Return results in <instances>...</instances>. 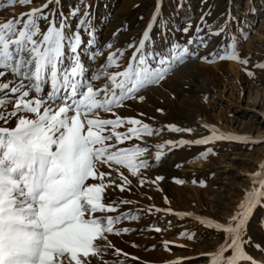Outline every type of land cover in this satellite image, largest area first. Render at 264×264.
<instances>
[{
	"label": "rangeland",
	"instance_id": "rangeland-1",
	"mask_svg": "<svg viewBox=\"0 0 264 264\" xmlns=\"http://www.w3.org/2000/svg\"><path fill=\"white\" fill-rule=\"evenodd\" d=\"M45 3L47 0H31L22 6L16 0L15 6H10L9 0H0V24ZM85 5L95 33L94 47L83 45L82 61L88 79L98 73L108 55L118 50H125L121 67L110 71L123 70L134 51L128 50V45L141 38L154 15L157 19L146 50L167 54L172 45L186 46L193 39L196 42L188 46L197 53L177 63L158 85L141 89L136 98L115 109L121 117L148 124L154 133L117 145L146 148L138 159L146 161L148 167L132 176L127 169L113 166L118 172H113L111 179L121 184L122 172L130 184L123 192L115 185L106 190V202L115 201L118 208L107 215L126 216L116 229L128 231L109 234L108 241L114 248L102 258H90L91 262L210 264L208 254L224 244L226 235L200 221L226 226L252 189L251 177L264 164V68L257 67L264 64V0H60L59 5L53 2L44 11L58 9L67 14L73 6L83 9ZM40 23L42 29L46 28L44 21ZM197 27L205 46L199 45ZM184 28L189 31L185 33ZM215 32L220 34L213 35ZM89 38L87 33L82 35L85 41ZM109 44L113 47L108 48ZM232 44L247 64L213 59V53L230 52ZM93 53L95 58L89 59ZM206 56L208 60L202 59ZM92 82L103 87L106 77ZM48 91L50 85L46 84L43 94ZM101 117L115 118L110 113H101ZM169 126L191 132H173ZM128 127L125 124L117 131L126 132ZM212 129L259 142L217 139L207 144L193 143L210 137ZM181 140L190 143L178 146ZM158 151L162 153L159 161L155 159ZM101 170L111 171L105 166ZM157 227L160 232L154 230ZM185 233L192 238L184 237ZM246 240L250 242L247 254L255 264H264V208H258L251 217ZM116 249L122 254L117 256Z\"/></svg>",
	"mask_w": 264,
	"mask_h": 264
},
{
	"label": "snow or ice",
	"instance_id": "snow-or-ice-1",
	"mask_svg": "<svg viewBox=\"0 0 264 264\" xmlns=\"http://www.w3.org/2000/svg\"><path fill=\"white\" fill-rule=\"evenodd\" d=\"M53 2L60 4V0H47L40 8L0 24V264H92L90 258H102L114 248L108 235L127 233V228L116 229L127 217L107 215L118 208L115 201L106 202L105 192L113 185L123 192L130 181L120 172L122 183L116 184L111 176L118 168L113 166L127 169L132 176L148 167L146 161L138 159L146 148L117 145L154 133L148 124L121 117L115 109L136 98L141 89L158 85L177 63L197 54L188 46L196 42L193 39L186 46L172 45L167 54L146 50L157 19L154 15L141 38L128 45V50L134 51L123 70L110 71L121 67L125 50H118L108 55L103 67L88 79L83 45L94 47L95 38L88 6H73L67 14L58 9L46 13L44 9ZM15 3L9 0L10 6ZM29 3L31 0H19L22 6ZM41 21L46 28L42 29ZM196 31L199 45L205 46L198 35L201 29ZM84 33L90 37L87 41L82 39ZM231 49L224 55L213 53V59L247 64L240 60L235 44ZM88 58L94 59L95 53ZM257 67L264 68V64ZM102 76L106 77L105 85L95 86L92 81ZM46 84L50 91L43 94ZM101 113L115 118H102ZM125 124L127 131L118 132ZM169 130L191 132L175 126ZM211 131L210 137L193 143L217 139L259 142ZM188 143L181 140L178 146ZM161 156L158 151L155 159L159 161ZM101 166L111 171H102ZM259 167L251 177L253 187L239 205L240 211L226 226L200 221L226 235L224 244L208 254L210 264H255L246 252L250 243L246 228L254 212L264 208V164ZM154 230L161 231L159 227ZM182 235L192 238L187 233ZM115 254L122 253L116 249Z\"/></svg>",
	"mask_w": 264,
	"mask_h": 264
}]
</instances>
